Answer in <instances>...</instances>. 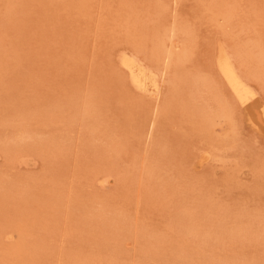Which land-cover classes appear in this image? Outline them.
Masks as SVG:
<instances>
[{"label":"rangeland","instance_id":"rangeland-1","mask_svg":"<svg viewBox=\"0 0 264 264\" xmlns=\"http://www.w3.org/2000/svg\"><path fill=\"white\" fill-rule=\"evenodd\" d=\"M261 51L264 0H0V264H264Z\"/></svg>","mask_w":264,"mask_h":264},{"label":"bare ground","instance_id":"bare-ground-1","mask_svg":"<svg viewBox=\"0 0 264 264\" xmlns=\"http://www.w3.org/2000/svg\"><path fill=\"white\" fill-rule=\"evenodd\" d=\"M123 52V50L121 51ZM263 51L260 52V54H262ZM264 53V52H263ZM120 54V53H119ZM118 54V55H119ZM258 55V54H257ZM134 55L127 53V52H123L121 57H120V62L122 64L123 67H125V69L128 72V77L131 82V84H133L134 86L138 87V88H142V89H147L151 87V89L153 88H157L158 86V82L156 81L157 78H155L153 76V74H151L150 71H152L147 65H145L142 62H139L136 58L133 57ZM257 58V56H256ZM262 58V56H261ZM224 63V59L222 64ZM150 65V64H149ZM261 65V64H260ZM263 67L261 66V69ZM260 69V70H261ZM154 70V69H153ZM259 70V71H260ZM155 71V70H154ZM153 71V72H154ZM263 71V69H262ZM264 73V71H263ZM261 74V72H260ZM259 75V74H258ZM255 76V75H254ZM261 78H263L264 76H260ZM233 82V81H232ZM238 83V82H237ZM239 84V83H238ZM153 93V92H152ZM254 104V103H253ZM249 109H251V111H253V107H255V105H249ZM259 107V106H258ZM257 107V108H258Z\"/></svg>","mask_w":264,"mask_h":264}]
</instances>
